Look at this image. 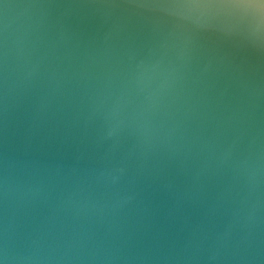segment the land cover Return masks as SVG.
Returning <instances> with one entry per match:
<instances>
[{"label":"water","instance_id":"water-1","mask_svg":"<svg viewBox=\"0 0 264 264\" xmlns=\"http://www.w3.org/2000/svg\"><path fill=\"white\" fill-rule=\"evenodd\" d=\"M0 264H264V0H0Z\"/></svg>","mask_w":264,"mask_h":264}]
</instances>
